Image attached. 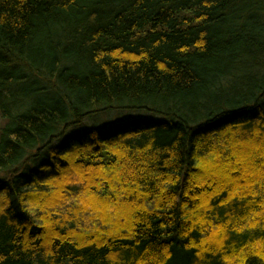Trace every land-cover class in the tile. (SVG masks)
<instances>
[{
	"label": "trees",
	"instance_id": "obj_1",
	"mask_svg": "<svg viewBox=\"0 0 264 264\" xmlns=\"http://www.w3.org/2000/svg\"><path fill=\"white\" fill-rule=\"evenodd\" d=\"M0 119V264H264V0H0Z\"/></svg>",
	"mask_w": 264,
	"mask_h": 264
},
{
	"label": "rangeland",
	"instance_id": "obj_2",
	"mask_svg": "<svg viewBox=\"0 0 264 264\" xmlns=\"http://www.w3.org/2000/svg\"><path fill=\"white\" fill-rule=\"evenodd\" d=\"M150 116V113L143 111H110L86 118L83 124L75 130H89L94 128L103 132L112 129L116 124L125 123L138 118H147ZM1 122L2 121L0 119V126L2 125Z\"/></svg>",
	"mask_w": 264,
	"mask_h": 264
}]
</instances>
